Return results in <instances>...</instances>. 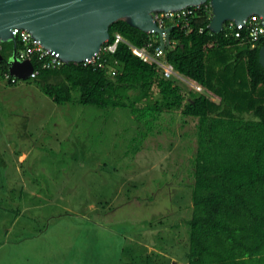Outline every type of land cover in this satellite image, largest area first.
Wrapping results in <instances>:
<instances>
[{
    "label": "rangeland",
    "instance_id": "374dc122",
    "mask_svg": "<svg viewBox=\"0 0 264 264\" xmlns=\"http://www.w3.org/2000/svg\"><path fill=\"white\" fill-rule=\"evenodd\" d=\"M10 78H0V264H183L196 122L150 126L128 108L81 104L76 90L58 104L36 79Z\"/></svg>",
    "mask_w": 264,
    "mask_h": 264
},
{
    "label": "trees",
    "instance_id": "16d2710c",
    "mask_svg": "<svg viewBox=\"0 0 264 264\" xmlns=\"http://www.w3.org/2000/svg\"><path fill=\"white\" fill-rule=\"evenodd\" d=\"M187 11L166 20L173 29L165 56L202 91L163 77L154 62L135 55L130 45L154 55L160 40L125 20L111 25V38L93 63L47 69L32 56L34 79L58 104L72 102L76 90L81 104L128 108L150 126L176 121L177 115L182 126L195 121L189 176L193 211L183 264H264V67L259 61L264 38L253 47L248 31L237 38L230 22L212 33L210 3ZM117 34L126 42L107 51ZM23 48L17 39V49ZM13 53V42H0V78L9 75Z\"/></svg>",
    "mask_w": 264,
    "mask_h": 264
},
{
    "label": "water",
    "instance_id": "95a60500",
    "mask_svg": "<svg viewBox=\"0 0 264 264\" xmlns=\"http://www.w3.org/2000/svg\"><path fill=\"white\" fill-rule=\"evenodd\" d=\"M206 3L212 9V33H221L227 22L244 25L254 16L264 23V0H0V42L14 43L8 71L10 76L25 80L31 78L35 67L30 59L18 60L15 28L30 33L65 64H85L96 60L111 38V25L119 20L158 36L160 48L166 51L173 27H160L154 14L180 12ZM259 57L264 67V46Z\"/></svg>",
    "mask_w": 264,
    "mask_h": 264
},
{
    "label": "built area",
    "instance_id": "2783aa9c",
    "mask_svg": "<svg viewBox=\"0 0 264 264\" xmlns=\"http://www.w3.org/2000/svg\"><path fill=\"white\" fill-rule=\"evenodd\" d=\"M187 9L182 10L180 12L156 13L154 14V20L157 22V24L160 27H167L166 20H172L176 15L185 16L188 13H191V11H187ZM230 26L235 27L237 29L235 33V36L237 38L242 37L243 30H247L249 38H250V42L253 44V47L260 39L264 38V23L259 17H256V16L251 17L245 22L244 25H236L235 23L230 22ZM13 34L16 37V39H19L24 45L23 49H20L17 51V57L19 61L23 62L28 59L32 60V56L37 55L39 60L44 61L43 67L47 69H57L65 64L59 58L58 54L56 55L55 53H52L49 50H46L39 43V41L35 40L31 36V34L28 33L27 31L15 28L13 29ZM120 42H126V40L121 34H117L114 43L109 44L106 50L112 53L115 52ZM130 48L132 49L133 53L137 55L138 57H140L141 59L154 62L157 65L163 77L167 79H174V78L178 79L180 81L190 84L196 90L202 91V87L186 81L183 77H181L175 71L173 65H171L169 62L166 61L165 51L162 50L160 46L157 48L156 53L154 55L149 54L147 49L145 48L139 49L132 45H130ZM45 59L47 60L45 61ZM93 62L94 61L87 62V63H93ZM37 75H38V72L34 70V73L31 75V78H35ZM16 81H18V79L13 78V82H16Z\"/></svg>",
    "mask_w": 264,
    "mask_h": 264
},
{
    "label": "crops",
    "instance_id": "0c3cea01",
    "mask_svg": "<svg viewBox=\"0 0 264 264\" xmlns=\"http://www.w3.org/2000/svg\"><path fill=\"white\" fill-rule=\"evenodd\" d=\"M24 157H25V155H21V156H20V159L22 160Z\"/></svg>",
    "mask_w": 264,
    "mask_h": 264
},
{
    "label": "bare ground",
    "instance_id": "6f19581e",
    "mask_svg": "<svg viewBox=\"0 0 264 264\" xmlns=\"http://www.w3.org/2000/svg\"><path fill=\"white\" fill-rule=\"evenodd\" d=\"M204 6V5H203ZM190 89V88H189Z\"/></svg>",
    "mask_w": 264,
    "mask_h": 264
}]
</instances>
